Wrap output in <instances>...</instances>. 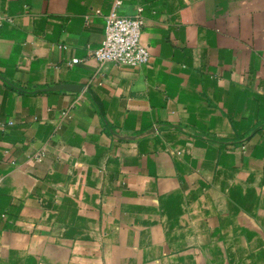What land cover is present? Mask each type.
Listing matches in <instances>:
<instances>
[{
    "label": "crops",
    "instance_id": "crops-1",
    "mask_svg": "<svg viewBox=\"0 0 264 264\" xmlns=\"http://www.w3.org/2000/svg\"><path fill=\"white\" fill-rule=\"evenodd\" d=\"M113 1L0 0V264H264V0Z\"/></svg>",
    "mask_w": 264,
    "mask_h": 264
},
{
    "label": "built area",
    "instance_id": "built-area-1",
    "mask_svg": "<svg viewBox=\"0 0 264 264\" xmlns=\"http://www.w3.org/2000/svg\"><path fill=\"white\" fill-rule=\"evenodd\" d=\"M121 0H114L104 18L103 40L98 48L88 50V57L99 64L112 63L122 67H142L149 63L148 48L140 41L144 29L143 9L138 8L133 18L119 14ZM12 24V19L0 13V27ZM74 59L70 65L77 64ZM243 148V147H242Z\"/></svg>",
    "mask_w": 264,
    "mask_h": 264
}]
</instances>
